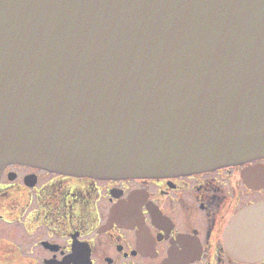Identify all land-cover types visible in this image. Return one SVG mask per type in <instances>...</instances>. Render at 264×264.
<instances>
[{
	"label": "water",
	"instance_id": "obj_1",
	"mask_svg": "<svg viewBox=\"0 0 264 264\" xmlns=\"http://www.w3.org/2000/svg\"><path fill=\"white\" fill-rule=\"evenodd\" d=\"M263 156L264 0H0V176L169 177ZM234 232L264 255V203L226 244Z\"/></svg>",
	"mask_w": 264,
	"mask_h": 264
},
{
	"label": "flooded vegetation",
	"instance_id": "obj_2",
	"mask_svg": "<svg viewBox=\"0 0 264 264\" xmlns=\"http://www.w3.org/2000/svg\"><path fill=\"white\" fill-rule=\"evenodd\" d=\"M261 203L264 156L149 178L9 163L0 176V264H264L257 244L237 247L236 232L224 239L240 211Z\"/></svg>",
	"mask_w": 264,
	"mask_h": 264
}]
</instances>
